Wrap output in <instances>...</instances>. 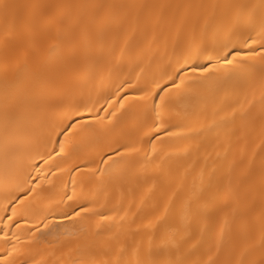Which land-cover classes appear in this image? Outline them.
Wrapping results in <instances>:
<instances>
[{"label":"bare ground","instance_id":"6f19581e","mask_svg":"<svg viewBox=\"0 0 264 264\" xmlns=\"http://www.w3.org/2000/svg\"><path fill=\"white\" fill-rule=\"evenodd\" d=\"M262 56L264 0H0V264H264Z\"/></svg>","mask_w":264,"mask_h":264},{"label":"snow or ice","instance_id":"6c2138e0","mask_svg":"<svg viewBox=\"0 0 264 264\" xmlns=\"http://www.w3.org/2000/svg\"><path fill=\"white\" fill-rule=\"evenodd\" d=\"M252 54L255 55V50L253 49L252 50ZM240 60H246V59H249V57L247 56H241L239 57ZM262 59H264V56H262ZM237 60V56L236 55H233L231 58H228V56L226 55L225 56V59L223 60V64L224 65H233L234 64V61ZM239 68L243 69V70H247L249 72H256V71H259V72H262L264 73V67H261L259 69L256 68L255 65H241L239 66ZM210 71H214L215 68H212V69H208ZM193 71L195 72L196 69H193ZM205 71V69H201L200 70V73L203 74ZM161 100H163V97L161 96L160 97ZM76 117L75 119H72L70 123H68L66 125V127H64L63 131L61 133H59L60 135H63V134H66L70 129H75L77 125H80L81 124V121L79 119V109L76 110V113H75ZM87 121H85V123L83 125H81V127H85L87 126ZM60 151L63 152V145L61 144L60 145Z\"/></svg>","mask_w":264,"mask_h":264}]
</instances>
